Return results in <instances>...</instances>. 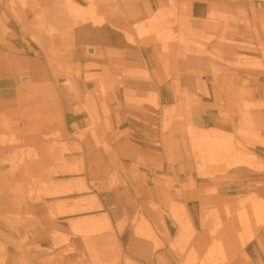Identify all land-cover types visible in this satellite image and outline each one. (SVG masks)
I'll use <instances>...</instances> for the list:
<instances>
[{"label":"crops","instance_id":"0c3cea01","mask_svg":"<svg viewBox=\"0 0 264 264\" xmlns=\"http://www.w3.org/2000/svg\"><path fill=\"white\" fill-rule=\"evenodd\" d=\"M101 11L104 22L74 29L80 55L85 48L89 55L76 93L65 88L61 100L70 135L85 131L84 169L100 172L101 184L94 182L83 196L47 197L34 209L38 224L15 245L21 244L22 264H176L174 207L185 208L189 229L196 230L191 247L204 252L211 245L205 218L236 209L242 200L264 205V0H102ZM174 11L182 35L170 41L169 55L156 33L138 36L134 26H151L159 13L174 23L168 16ZM105 105L125 109L101 115L97 146L93 109ZM156 107L166 114L157 115ZM166 121L165 137L179 148L173 160L160 156L157 146ZM252 121L257 141L248 144V156L260 168L245 164L198 178L189 162L188 128L246 145ZM76 157L70 153V163ZM71 208L77 211L64 212ZM229 220L219 232L228 264H264V215L243 247Z\"/></svg>","mask_w":264,"mask_h":264},{"label":"rangeland","instance_id":"374dc122","mask_svg":"<svg viewBox=\"0 0 264 264\" xmlns=\"http://www.w3.org/2000/svg\"><path fill=\"white\" fill-rule=\"evenodd\" d=\"M32 1L0 0V48L2 45L8 44L14 48L16 55L26 60L45 59V55L49 54V49L41 45L39 38L42 40L58 36L63 39L65 34L71 31L72 55L67 62L56 60L53 71L46 65L47 70L42 80L37 81L41 86L40 91L28 92L24 95L26 100L35 99L36 96L44 99L49 110L47 119L52 125V129L46 135L51 143L46 155L50 156L52 161L45 166L40 174L33 177L36 183L26 188H22L16 180H13L12 184L10 182L11 175L16 173L22 162L35 161L40 157V154L35 146L22 147L16 132L1 130L5 128L10 116L6 112H0V123L2 124L0 125V264H22L20 260L22 255L21 244L17 249L15 245L27 241L23 232L28 227L31 228L38 224L34 209L42 205L45 198L69 194L70 192L75 193L71 197L83 196L90 192V188L94 189V182L101 184V178L98 176L100 172H87L84 169L85 131L70 135L72 130L69 132L63 124L61 100L65 88L76 93V81L83 66L81 62L85 59V55H89L87 48L84 49V56L80 55L74 42V29L83 23L101 24L104 22L101 11L102 0H50L48 4H43L42 7L31 12L29 6ZM46 8L48 9L47 13H43V9ZM66 15H69V22L65 19ZM168 16L175 18L174 23L167 20L166 14L159 13L156 18L151 20V26L142 27L137 24L134 28L137 30L138 36H144L150 30L152 33H156L158 38L163 40V52L171 55L170 41L174 35L179 34L181 36L182 32L177 27L180 23L177 11L169 12ZM54 17L57 19L54 20ZM198 47L203 48L202 46ZM7 51L8 49L5 50V53ZM167 63L170 64V62ZM25 77H28L29 80L25 81ZM34 83L35 81L33 82L25 73L17 76L18 85H33ZM19 99H21L20 96L16 100L4 104L16 105ZM120 109L124 110L125 108H109L105 105L99 111L97 108L93 109L91 134L97 146L101 144L99 135L101 115L108 117L111 110L118 111ZM154 109H156L157 115L166 114L159 107ZM175 109L172 114L175 113ZM170 126L171 123L166 121L158 129V141L160 143L157 146L160 156L165 153L167 157L169 156L173 160L179 155V148L171 139H168V144H165L167 143L165 136ZM248 127L252 128L246 132L249 137L246 145L244 140L236 139L233 136L227 137L214 132H202L188 128L189 162L194 168L195 174L199 176L198 178H214L225 175L229 168L245 166V164L240 163L239 158L248 156V150L252 149V146L248 144L257 141L253 134V130L256 129L255 122L252 121V125L249 124ZM246 133L243 132L242 134L246 135ZM72 137H75L76 140ZM70 139L72 143L69 142ZM8 145L14 148L13 152L5 150ZM166 145L171 149L169 155L166 153ZM74 152H77V157L73 163H70L69 154ZM255 168L260 167L255 166ZM109 174L110 182H112L111 172ZM240 176L244 177L243 174ZM61 180L66 181L60 182ZM105 182H109V179H105ZM102 188L101 186L95 187V189ZM80 200L81 202L84 201V199ZM82 209L84 210L85 207L83 206ZM152 209L155 207L152 206ZM138 210L141 211V206ZM263 215L264 205L257 199L242 200L238 202L236 209L226 208L224 211H215V214L203 221L204 227L209 232L211 243L208 246L209 249L202 252L191 247V243H194L196 237V230H191L188 227L183 237L174 242L176 264H228L231 258L230 252L226 250L223 237L219 232L224 227H228L231 218V222L232 220L235 222L238 240L240 243H246L252 238L255 224L259 225L263 221Z\"/></svg>","mask_w":264,"mask_h":264},{"label":"bare ground","instance_id":"6f19581e","mask_svg":"<svg viewBox=\"0 0 264 264\" xmlns=\"http://www.w3.org/2000/svg\"><path fill=\"white\" fill-rule=\"evenodd\" d=\"M50 0H33L30 3V10L34 12L36 9L48 4ZM48 9H43V13H47ZM57 18L54 17V20ZM67 22H69V15L65 16ZM85 19V18H84ZM41 45L48 48V52L44 58H38L34 60H26L16 55L13 47L8 44H4L0 48V112H6L10 116V119L6 122L5 128L7 131H14L20 138V143L23 146H35L39 152L40 157L32 162H22L15 174L11 175L10 182L13 184V180L20 183L22 188H26L31 184H35L36 180L34 176L40 174L45 166L52 161L50 156L46 155L47 149L51 143L46 138V135L52 129L51 123L48 121L49 110L42 97L36 96L35 99L26 100L24 95L28 92H39L41 86L37 81L42 80L45 73L46 65L53 71L56 60L65 61L72 55V36L71 31H68L63 39L58 36H53L49 39L39 38ZM5 53V50H7ZM65 51L66 53H60ZM21 73L28 75L35 83L33 85H21L17 84V76ZM29 80L28 77H25ZM18 100L16 105L4 104ZM17 113L15 114V112ZM0 125H2L0 123ZM17 136V135H16ZM168 142V139L166 140ZM168 153L171 149L166 145ZM8 152H13L14 148L8 145L5 149ZM184 152V151H183ZM1 153V151H0ZM44 155H46L44 157ZM182 158H184V153ZM240 163L249 166H256V157H240ZM16 169V167H14ZM15 178V179H13ZM77 209H66L64 212L71 213L76 212ZM172 215L175 221L180 226V239L183 237L184 232L190 227L189 219L187 220L186 210L183 206H176L172 209ZM234 222V221H233ZM231 225V224H230ZM204 227V225H203ZM78 228L75 226L74 230ZM245 245V242L240 244Z\"/></svg>","mask_w":264,"mask_h":264},{"label":"water","instance_id":"95a60500","mask_svg":"<svg viewBox=\"0 0 264 264\" xmlns=\"http://www.w3.org/2000/svg\"><path fill=\"white\" fill-rule=\"evenodd\" d=\"M24 80H25V81H27V79H26V78H24Z\"/></svg>","mask_w":264,"mask_h":264}]
</instances>
